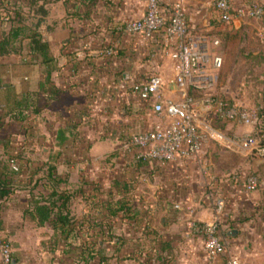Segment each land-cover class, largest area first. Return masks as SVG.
<instances>
[{"label":"crops","instance_id":"0c3cea01","mask_svg":"<svg viewBox=\"0 0 264 264\" xmlns=\"http://www.w3.org/2000/svg\"><path fill=\"white\" fill-rule=\"evenodd\" d=\"M182 1L194 34L209 35L222 44L226 39L219 36L220 30H227L229 42L232 37H243L249 44L255 37L254 41L264 48V16L236 17L224 23L211 1ZM240 1L232 3L237 7H264V0ZM48 7L40 30L56 60L52 77L60 93L50 104L40 95L39 112L25 123L8 113L25 94L38 90L44 65L28 49L23 54L0 57V140L11 137L14 144L24 145L23 165L14 175V182L21 186L3 201L1 211L0 231L12 242L15 264H100L101 257L106 258L102 264H160L161 257L169 259V264H207L202 237L189 233L193 221L218 224L228 245L219 264L233 258L243 264H264V179L259 178L258 191H243V175L253 174L264 158L237 153L210 141L201 154L179 166L138 160L134 149L127 146L133 132L150 128L157 121L122 96L119 88L122 71L129 74L143 68L137 58L144 47L118 26L141 17L145 4L140 0H97L86 18L82 17L86 10L82 0H56ZM10 25L7 17L4 22L0 19V36ZM253 27L256 36L251 34ZM115 42L119 44V56L104 50ZM158 51L157 47L151 50L152 57L157 56L152 60L154 71L172 77L173 60L161 59ZM250 51L264 61V52H256L252 46ZM89 105L94 110L83 118L79 128L86 145L77 146L69 132L64 134L68 140L61 144L63 122L72 117L70 108L83 110ZM127 107L133 114L124 116L119 111L125 112ZM29 125L35 132L34 143L27 138ZM15 152L0 142L3 162ZM246 158L252 164L244 162ZM51 167L59 181L56 185L50 176ZM53 187L71 194L72 216L91 214L92 223L108 220L107 205L126 198L134 217L120 212L111 219L110 231L117 237L97 232L87 224L81 231L84 244L80 238H72L76 234L70 237L69 245L62 239L56 242L59 231L31 216L38 195L45 196ZM232 229L238 232L231 234Z\"/></svg>","mask_w":264,"mask_h":264},{"label":"built area","instance_id":"2783aa9c","mask_svg":"<svg viewBox=\"0 0 264 264\" xmlns=\"http://www.w3.org/2000/svg\"><path fill=\"white\" fill-rule=\"evenodd\" d=\"M140 1L145 4V13L120 24L118 30L135 36L144 47L137 50V59L144 66L129 74L122 71L119 88L122 96L157 121L152 127L130 135L129 150L137 149L136 157L144 161L174 162L182 166L201 154L208 142L214 141L237 153L264 158V135L256 127L261 105L253 108L240 99L223 95V89H219L222 58L214 51L220 40L193 33L182 0ZM215 8L224 23L236 17L258 19L264 16L262 5L237 7L231 0H215ZM156 47L161 59L173 60L172 77L154 71L155 56L152 57L151 50L156 51ZM104 50L116 56L119 44L110 43ZM145 51L148 52L144 54ZM173 94L176 97H172ZM217 121L252 129L230 137L217 128ZM11 162L12 168L18 170L19 166ZM260 186L261 181L255 174L243 175L245 193H254ZM218 204L222 208L223 201ZM189 233L202 237L207 264H219L228 245L219 233L218 224L193 221ZM13 261L12 242L0 231V264H14ZM227 264L243 263L233 258Z\"/></svg>","mask_w":264,"mask_h":264},{"label":"trees","instance_id":"16d2710c","mask_svg":"<svg viewBox=\"0 0 264 264\" xmlns=\"http://www.w3.org/2000/svg\"><path fill=\"white\" fill-rule=\"evenodd\" d=\"M56 0H0V19L7 17L11 22L8 31H4L0 36V57L10 55L13 53L23 54L25 50H29V54H32L44 65V76L42 77L39 88L37 91L28 92L24 95L23 99L16 102L14 108L8 113L18 122L25 123L26 119L32 114L38 113L40 110L39 100L40 95L45 96V101L47 104L52 103L60 93L56 82L54 81L52 74L56 71V60L51 52L50 44L43 37L40 30L42 23L49 14V4ZM97 2V0H82V4L86 6L85 12L82 13V17L86 18L92 12V6ZM79 13V12H77ZM28 41V44L25 43ZM28 47V48H26ZM119 56V53H118ZM123 73V72H122ZM260 110L258 111V120L256 127L261 130V134L264 135V99H262ZM92 106H87L83 110H78V108H70L71 118H67L63 122V127L61 129V144L65 143L64 134L69 132L73 138H75L77 146L86 145L85 137L80 131L81 122L84 117L89 116L92 113ZM80 119V121H79ZM33 125L27 126V138L30 143H34L35 132L32 128ZM79 129V130H78ZM13 138L8 137L0 140L7 148H13L16 151L14 154L8 155L9 157L3 162L0 159V229H3V218H2V203L3 201L10 198L17 188H20L21 184H16L14 182V175L20 172L23 165L22 157V147L19 142L14 144ZM66 140V141H65ZM134 153H137V149H134ZM136 159L141 160L136 157ZM14 161L19 169L15 170L12 168V162ZM144 161V160H142ZM149 162V161H147ZM11 166V167H10ZM52 168H50V176L53 178V185H56L58 178L52 173ZM61 180V179H60ZM71 194L67 191L60 190L57 187H53L50 193L45 196L40 194L34 201V209L31 212V216L37 220L39 224H50L53 229L59 231L60 236L55 239L59 242L61 239L66 245L72 234L73 239L80 238L81 244L85 243L84 236L81 234L84 227L87 224L93 227L97 232H105L103 234L111 235L117 237L115 234L111 233V222L112 218L117 216L120 212H124L125 217L133 219V214L131 206L128 204L127 200H122L121 202L109 203L107 205L106 219L95 221L92 220V215L72 216L69 209V200ZM94 209H98V206L94 205ZM92 212V211H91ZM105 228V231H104ZM75 231L77 233H75ZM100 234V233H97ZM81 244L79 246H81ZM86 251H82L84 254ZM14 253V252H13ZM15 259V255L13 254ZM162 261L160 264H169L170 260L167 258H160ZM104 257H101L100 264L104 262Z\"/></svg>","mask_w":264,"mask_h":264},{"label":"rangeland","instance_id":"374dc122","mask_svg":"<svg viewBox=\"0 0 264 264\" xmlns=\"http://www.w3.org/2000/svg\"><path fill=\"white\" fill-rule=\"evenodd\" d=\"M207 1H211L215 8V0ZM232 1H237L235 2L236 4L241 3L240 0ZM241 5L245 6V4ZM254 30L255 28L251 31V34H255L254 36H256V30ZM219 36L226 39V41L220 44V48H215L214 51L215 54L220 55L222 58V67L219 74V89H223V95L228 96L230 98L235 97L237 99H240L241 101H244L245 103H248L249 105H252L253 108H257L262 101V97L264 99V71L262 70V63H264V61L260 60L259 54H256V59V55L253 51V53H251V51L249 52V48H251L252 46L256 52L260 51L259 53H263L264 48H261L257 44V42L254 41L255 37L249 44H247L245 43L246 41L243 37H232L230 43V38L228 37L229 33L227 32V30H220ZM132 110L133 109L131 107H127L125 112H123L122 109L119 112L125 116L133 114ZM135 111L138 112L137 110ZM94 124L95 123H93V125ZM216 124L218 129H220L227 136L230 137L242 135L247 130L243 126L231 124L228 122L225 123L224 121H217ZM236 162L239 163V160L236 159L235 163ZM244 162L252 164V161L247 158ZM256 170L258 172H256ZM256 170L252 171V173L255 174L262 181L264 179V163H260L258 169ZM234 171L236 172L237 170Z\"/></svg>","mask_w":264,"mask_h":264},{"label":"water","instance_id":"95a60500","mask_svg":"<svg viewBox=\"0 0 264 264\" xmlns=\"http://www.w3.org/2000/svg\"><path fill=\"white\" fill-rule=\"evenodd\" d=\"M237 232H238L237 229H232V230L230 231V233H231V234H234V235H235ZM15 262H16V261L14 260L13 263L15 264Z\"/></svg>","mask_w":264,"mask_h":264}]
</instances>
